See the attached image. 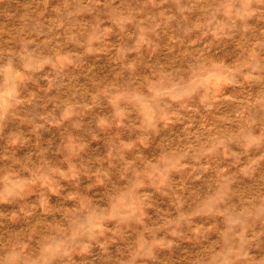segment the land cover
Instances as JSON below:
<instances>
[{"label": "clouds", "instance_id": "9594fccd", "mask_svg": "<svg viewBox=\"0 0 264 264\" xmlns=\"http://www.w3.org/2000/svg\"><path fill=\"white\" fill-rule=\"evenodd\" d=\"M0 264H264V0H0Z\"/></svg>", "mask_w": 264, "mask_h": 264}]
</instances>
